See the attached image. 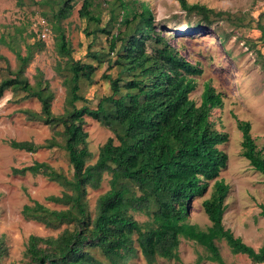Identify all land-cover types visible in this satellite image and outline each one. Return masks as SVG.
<instances>
[{
    "label": "trees",
    "instance_id": "16d2710c",
    "mask_svg": "<svg viewBox=\"0 0 264 264\" xmlns=\"http://www.w3.org/2000/svg\"><path fill=\"white\" fill-rule=\"evenodd\" d=\"M53 1L56 7L51 0L33 3L50 6L57 32L56 49L67 56L64 85L68 106L62 114L52 112L54 94L41 72L35 74L34 84L24 75L33 49L36 46L41 50L43 44L26 43V54L21 55L14 38L22 37L26 28L16 26L8 39L0 34V43L12 50L19 62L13 77L0 81V97L10 89L36 98L40 110L24 109L23 113L28 119L39 120L54 129L60 126L54 134L62 138V143L52 136L38 145L29 140H10V146L29 152L38 147L60 146L72 167L70 177L44 161L13 169L17 174H42L57 182L65 191L47 199L68 205L65 209H50L33 201L23 206L22 214L27 219L52 229L65 224L56 236L30 234L24 254L33 264H130L140 252L152 264L157 257L179 260L178 246L183 237L201 245L206 252L184 264H200L202 260L231 264L225 262L216 243L222 240L233 254H244L253 264L263 263L264 245L255 249L223 225L229 185L218 176L228 157L218 145L226 142L228 135L217 130L210 120L211 110L223 103L221 94L210 82H205L199 104L189 97L196 87L193 77L202 72L200 66L167 43L160 34L163 27L156 28L151 8L141 2L139 11H125L127 29L111 37V50L119 42L113 61L118 73L115 77L103 75L110 83L111 93L102 96L94 108L86 104L77 107L76 101L83 100L79 83L82 79L92 81L95 65L71 57L59 25L71 12V0ZM118 1L125 9V1ZM180 2L186 13L195 12L208 22L211 16L223 13L202 4ZM91 5L90 0H83L80 15L99 23ZM99 30L108 32L106 28ZM147 40L155 43L151 51L146 49ZM88 56L99 61L103 55L90 51ZM85 115L104 126L117 124L122 128L121 133L116 131L117 142L109 137L100 146L92 164L86 163L91 153L87 131L82 126ZM236 125L242 135L241 155L264 176V147L258 148L249 121L237 119ZM105 173L110 175L109 189L97 198L92 215L86 188H98ZM210 180H214L211 193L201 202L210 224L202 228L188 220L189 204L206 191ZM259 207V215L264 217V204ZM133 213L144 215L146 220H137ZM1 250L0 242V256Z\"/></svg>",
    "mask_w": 264,
    "mask_h": 264
},
{
    "label": "rangeland",
    "instance_id": "374dc122",
    "mask_svg": "<svg viewBox=\"0 0 264 264\" xmlns=\"http://www.w3.org/2000/svg\"><path fill=\"white\" fill-rule=\"evenodd\" d=\"M22 1L20 4L17 0H0V34L7 37L9 33H14L16 26L25 27L22 37L14 38V45L20 49L21 55L26 54V43L43 44V49L38 50L36 46L33 49L24 75L34 84L35 74L41 72L54 94L51 110L55 115L62 114L68 106L67 88L64 85V63L67 56L61 55L56 49L57 32L50 6L33 3L41 0ZM90 1V10L100 19L99 23L80 15L83 0H71L69 16L59 23L70 47L71 57L95 65L92 81L82 79L79 83L83 100L76 101V106L86 104L94 108L102 96L111 93L110 83L103 76L111 74L115 77L119 70L113 63L119 42L111 50V37L127 29L128 24L124 22L126 10L139 11L140 3H147L154 14L156 28L163 27L160 34L167 43L202 69L201 74L193 77L196 87L189 97L199 104L205 82H210L222 96V106L211 110L210 120L217 130L228 135V140L218 145L228 157L226 166L218 176L229 185L223 225L255 249L264 245V217L259 215V204H264V176L254 170L241 155L242 135L236 125L237 119L249 121L251 135L258 148L263 149L264 0H186L223 12L211 16L209 22L195 12L186 13L180 0H124L125 9L118 0ZM51 2L56 7L55 2ZM101 28H106L108 32L100 31ZM154 47V41H146L148 51ZM90 51L102 53V60H93L88 56ZM18 63L14 52L0 43V81L13 77ZM24 109L39 111L40 103L34 97H25L24 92H13L10 89L0 97V264H33L24 254L28 236H56L65 227L63 224L52 229L22 214L23 206L33 201L41 202L50 209H65L68 205L47 199L50 195L61 196L65 191L57 182L42 174H17L13 172L14 168L44 161L68 177L72 174L66 151L60 146L38 147L33 152L10 146V140H29L38 145L52 136L62 143L61 136L54 134L56 129H61L60 126L54 129L39 120H30L23 113ZM82 123L87 131V147L91 153L86 163L92 164L97 159L100 146L109 137L117 142L116 131L121 133L122 128L117 124L104 126L87 115L83 116ZM109 178L110 175L105 173L98 188H86V201L92 215L97 198L109 189ZM213 182L210 180L206 191L194 197L189 204L188 220L202 228L208 226L210 221L201 202L209 197ZM133 216L139 221L146 220L140 213H133ZM216 243L225 262L253 264L246 255L233 254L223 240ZM205 253L201 245L181 237L179 260L157 257L152 264H184ZM130 264L148 263L138 252ZM200 264L217 263L202 260Z\"/></svg>",
    "mask_w": 264,
    "mask_h": 264
},
{
    "label": "built area",
    "instance_id": "2783aa9c",
    "mask_svg": "<svg viewBox=\"0 0 264 264\" xmlns=\"http://www.w3.org/2000/svg\"><path fill=\"white\" fill-rule=\"evenodd\" d=\"M44 35V34H43Z\"/></svg>",
    "mask_w": 264,
    "mask_h": 264
}]
</instances>
